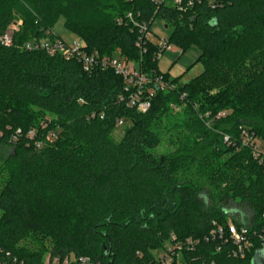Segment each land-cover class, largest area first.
I'll return each instance as SVG.
<instances>
[{"label": "trees", "instance_id": "obj_1", "mask_svg": "<svg viewBox=\"0 0 264 264\" xmlns=\"http://www.w3.org/2000/svg\"><path fill=\"white\" fill-rule=\"evenodd\" d=\"M61 19L88 53L120 54L174 90L142 114L119 101L113 71L24 49L61 39ZM156 19L181 55L201 52L203 72L184 86L160 72L156 45L137 47L136 25ZM15 23L0 43V264H46V242L57 264H166L158 249L168 264H264V157L243 142L245 131L264 141V0H0V38ZM169 106L179 115L162 136ZM164 140L172 151H158ZM235 205L250 212L252 243L237 257Z\"/></svg>", "mask_w": 264, "mask_h": 264}, {"label": "built area", "instance_id": "obj_2", "mask_svg": "<svg viewBox=\"0 0 264 264\" xmlns=\"http://www.w3.org/2000/svg\"><path fill=\"white\" fill-rule=\"evenodd\" d=\"M164 1V0H163ZM158 2V1H157ZM175 5H180L181 0H173ZM130 19L131 15L128 16ZM19 23L13 24L9 34H6L4 37L0 38V43L5 46H10L12 44V33L18 29ZM139 28L140 36L138 39L137 47L143 50L146 42H152L151 39V28L148 25H136ZM153 43V42H152ZM154 44V43H153ZM155 45V44H154ZM159 52H165L169 50L171 46L168 45L167 40L161 41L160 44L156 45ZM85 45L80 39L73 40L71 43L64 41L63 39L55 38L53 40H41V41H32L27 43L24 46V49L27 51H45L50 56L59 55L65 58L66 60H77L84 72L92 73L95 70L99 69L102 71H113L117 76L121 77L124 80V94L119 97L120 102H125L129 108H136V110L142 114H147L152 108V99L155 98L158 91L167 93L174 90V86L165 80L162 75L156 76L154 79L149 78L145 74L139 64L126 60L123 56H113V57H101L97 52L88 53L84 50ZM161 54L155 56V59L159 60ZM224 114H219L223 116ZM124 125V121H118V126ZM32 133L30 136L32 137ZM244 144L252 142L254 146V155L256 157L263 156L264 152H260L255 144V139L253 136L244 132ZM225 141L228 142L229 138L226 137ZM264 219V216H263ZM220 237L224 236V230L220 229L218 231ZM228 234L233 244L235 245L237 251L234 255L244 256L246 250L252 247V243L249 239L248 230L241 227L237 228L233 223L228 225ZM169 257V256H168ZM166 262V258L164 259ZM170 262V259L166 264ZM58 262L50 263L49 261L46 264H57ZM61 264H88L87 259L76 260H66Z\"/></svg>", "mask_w": 264, "mask_h": 264}, {"label": "rangeland", "instance_id": "obj_3", "mask_svg": "<svg viewBox=\"0 0 264 264\" xmlns=\"http://www.w3.org/2000/svg\"><path fill=\"white\" fill-rule=\"evenodd\" d=\"M53 33L57 36H59L64 41L71 43L73 40H76L77 37L73 34L69 33L65 27H64V20L61 19L53 29ZM173 29L172 28H166V25L164 22L160 19H156L153 24L151 25V39L152 42L157 45L160 44L163 40H168V38L172 35ZM200 50L197 47H191L188 49L183 55H181V52L174 46H171L169 50H166L159 58L158 60V67L160 72L163 74H168L169 77L173 80L178 79L181 86H184L188 83H190L192 80H194L196 77H198L203 72V65L201 62H199L200 57ZM120 54H117L115 56H118ZM215 93V92H214ZM179 115V110H176L173 106H169L168 111L163 114L162 117L157 118L155 121L160 122L161 126L165 129H160V135L168 136L169 134V128H171L174 125V117L176 115ZM231 114V111H226L224 113V116ZM50 116L46 117L44 120H41V124L45 125L46 120H48ZM43 127V126H42ZM126 126L122 125L117 127L115 132L113 133V138L116 140V142H120L124 136ZM255 144L260 152H264V141L260 139L255 140ZM169 151H172L173 148L168 146V143L166 140H164L162 148H160L158 151L160 153L165 152L166 149ZM2 165L0 163V187L3 186V180L5 178V175L3 172H1ZM232 214L236 218V220H239L241 222H244L245 225H243V228L247 229L249 226L247 220L249 218L250 212L244 208V207H238V206H232ZM1 213V212H0ZM232 223V221H231ZM26 243V242H25ZM25 243H23L25 245ZM40 242H35V244ZM27 246H31L28 245ZM45 244V250H47L44 253V258L47 260L50 257V250H51V243L46 242L43 243V246ZM167 247L169 248L170 245L167 244ZM155 256L157 258H166V262L169 261L170 257H168V254L163 249H158L154 252ZM167 255V257H165ZM55 262V260H54ZM57 262V261H56Z\"/></svg>", "mask_w": 264, "mask_h": 264}, {"label": "water", "instance_id": "obj_4", "mask_svg": "<svg viewBox=\"0 0 264 264\" xmlns=\"http://www.w3.org/2000/svg\"><path fill=\"white\" fill-rule=\"evenodd\" d=\"M166 28H168V27L166 26ZM253 264H257V262L254 260V261H253Z\"/></svg>", "mask_w": 264, "mask_h": 264}]
</instances>
